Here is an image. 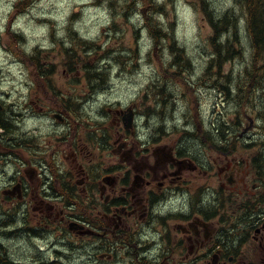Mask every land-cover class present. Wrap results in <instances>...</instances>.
<instances>
[{
	"label": "flooded vegetation",
	"instance_id": "obj_1",
	"mask_svg": "<svg viewBox=\"0 0 264 264\" xmlns=\"http://www.w3.org/2000/svg\"><path fill=\"white\" fill-rule=\"evenodd\" d=\"M13 1L0 0L15 6L0 16V29L9 19L1 47L12 51L22 42L15 58L38 74L27 70L14 91L2 90L10 81L0 79V215L9 216L14 236L50 239V256L36 253L39 259L30 261L65 263L71 254L64 250L71 249L111 264H264L261 151L202 163L184 142L141 139L131 106L116 108L112 124L84 126L76 93L42 71L37 47L24 49L28 35L19 15L30 12L18 8L30 0ZM227 145L213 146L229 154ZM150 234L158 239L143 238Z\"/></svg>",
	"mask_w": 264,
	"mask_h": 264
},
{
	"label": "rangeland",
	"instance_id": "obj_2",
	"mask_svg": "<svg viewBox=\"0 0 264 264\" xmlns=\"http://www.w3.org/2000/svg\"><path fill=\"white\" fill-rule=\"evenodd\" d=\"M130 1L115 0L113 4L111 0H30L29 4L18 8L21 12H30L19 15V26L24 27L28 35L24 47L30 48L31 52L37 47L40 52L36 56L45 62L44 67L41 65L42 71L46 73L51 69L49 75L55 76V85L66 93H76L82 103L79 106L80 122L97 130L100 124H112L110 118L116 108L127 110L131 106L136 110V121L143 139L149 135L151 139L169 145L184 142L183 147L189 145L192 155L202 163L213 157H247L248 154L259 153L264 145V78L259 76L258 63L249 70L251 76L246 73L244 77L239 76V71L249 58L247 53L235 56L222 67L221 72L237 74V93L232 89L234 95L230 93L227 96L221 89L223 86L214 88L210 82L214 78L206 76L207 63L212 56L209 41L212 27L194 0H159L168 3L167 13L156 14L163 27L190 56V67L182 60L174 62L177 56L174 50L154 44L141 10H130ZM13 3L16 4L15 0ZM210 3L209 10L219 14L216 17L224 16L225 12L238 16V22L242 24L241 38L246 49H250L251 39L243 23L245 14L239 2L210 0ZM14 8L0 4V16L3 12L10 16ZM33 17L50 19L45 22ZM1 22L0 32L3 34L9 19ZM61 24L62 29H56V25ZM60 30L64 32L63 36L57 35ZM230 30L233 32L232 28ZM9 39V43L13 44L14 37L9 36ZM84 40L93 43L90 45ZM45 42L47 47L43 46ZM10 46L12 51L1 47L0 42V79L10 81L3 85L7 91L13 82L20 83L21 79L24 81V77L29 76L27 70H32L34 76L38 74L36 66L29 63L25 67L18 61L19 56L15 58L22 49V42L18 40ZM70 52L75 55L74 60L70 59L72 69L68 65ZM90 64L96 67H89ZM96 70L102 75L104 73L103 80L89 76L88 73ZM79 80L82 84L75 83ZM177 113L181 121L179 124L176 123ZM104 119L108 121L102 122ZM228 121L231 124H227ZM218 129L223 131L220 136ZM234 130L237 133L232 138ZM225 131L228 132L223 135ZM211 141H224L229 144L224 151L231 152H218ZM1 218L4 220L0 222V239L14 259H39L36 253L41 255V259L50 256V239H30L22 232L14 236L10 232L9 216L0 215ZM32 243H38L40 251L35 246L31 250ZM67 255L71 259H66V264H111L103 258H87L86 252L82 251L66 249L64 256ZM118 255L124 254L118 250ZM143 263V260L129 262L127 259L120 262ZM150 263L155 264L152 261L145 264Z\"/></svg>",
	"mask_w": 264,
	"mask_h": 264
},
{
	"label": "trees",
	"instance_id": "obj_3",
	"mask_svg": "<svg viewBox=\"0 0 264 264\" xmlns=\"http://www.w3.org/2000/svg\"><path fill=\"white\" fill-rule=\"evenodd\" d=\"M238 5L241 6L243 13L245 14L243 23L246 25L248 36L251 39V48L246 49V46L243 43L241 38V22H238V16L231 12H225L224 16L216 17L215 15H219L216 12H212L209 10L210 0H194V3L197 4L200 9L204 12L205 17L212 27V34L210 36V45L212 49V56L209 58L206 68V76L213 77L214 79L211 82L214 88L218 89L223 86L221 89L224 90L227 96L230 93H237L236 82H237V74L234 72H221L222 67L225 64L232 60L235 56L247 53L246 56H249L246 59V63L239 71L240 77H244L247 73L251 76L249 70H251L252 66L255 63H258V68H260L259 76L264 78V0H237ZM111 3H115L111 0ZM168 3L166 1L160 2L159 0H131L128 8L131 10L132 8L140 9L143 17L144 24L147 27L150 35L153 38L154 44H159L160 46H165V48L174 50L176 53V57L174 62H187L189 67L191 66L190 56H187L186 51L179 46L178 41L174 38L167 29L163 27L162 22H160L156 18L157 13L165 14L167 13ZM127 8V10H128ZM128 13V11H127ZM227 13V14H226ZM127 16V15H126ZM161 20V19H160ZM233 29V32H231ZM230 32V33H229ZM90 45L93 42H89ZM244 56V55H243ZM245 56V57H246ZM68 59L74 60L75 55L73 52H70L68 55ZM89 67H96L91 65ZM213 70V71H212ZM52 71L51 69L49 70ZM236 73V72H235ZM49 74V73H47ZM91 78H95V80L104 79V73L99 70L88 73ZM234 77V78H233ZM96 82V81H94ZM246 83L248 81H245ZM242 85V83H240ZM249 85V84H246ZM245 85V86H246ZM234 88H232V87ZM232 89L234 91H232ZM234 95V94H233ZM71 101V99H68ZM230 121L227 122V124ZM231 124V123H229ZM219 130V129H218ZM219 136L223 133L222 130ZM228 131H225L223 135ZM237 132L234 130L231 135L234 137ZM239 137V136H237ZM226 140L228 138H225ZM259 167L261 171L264 172V145L263 150L259 153ZM0 264H66L60 261H33V262H18L13 259L11 254L8 251L5 243L0 239Z\"/></svg>",
	"mask_w": 264,
	"mask_h": 264
},
{
	"label": "clouds",
	"instance_id": "obj_4",
	"mask_svg": "<svg viewBox=\"0 0 264 264\" xmlns=\"http://www.w3.org/2000/svg\"><path fill=\"white\" fill-rule=\"evenodd\" d=\"M77 27H79V25H77ZM58 28H61V29H62V24L59 25ZM81 34L83 35V31H82V30H81ZM57 35H58V36H63V35H64V32H63L62 30H60V31H58ZM43 46H44V47H47V46H48V45H47V42H45ZM176 123H178V124L181 123L180 118H179V113H177V120H176ZM140 138L143 139L144 137L141 136ZM9 170H10V169H9ZM173 210H175V209H173ZM182 210L187 211V207L185 206V208L182 209ZM143 238H144V239H149V238H151V239H153V240L158 239V237H157L156 235H151V234H150V237H149V236H144Z\"/></svg>",
	"mask_w": 264,
	"mask_h": 264
}]
</instances>
